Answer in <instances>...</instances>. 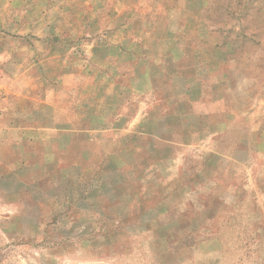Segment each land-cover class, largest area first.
<instances>
[{
    "label": "rangeland",
    "instance_id": "1",
    "mask_svg": "<svg viewBox=\"0 0 264 264\" xmlns=\"http://www.w3.org/2000/svg\"><path fill=\"white\" fill-rule=\"evenodd\" d=\"M0 264H264V0H0Z\"/></svg>",
    "mask_w": 264,
    "mask_h": 264
}]
</instances>
